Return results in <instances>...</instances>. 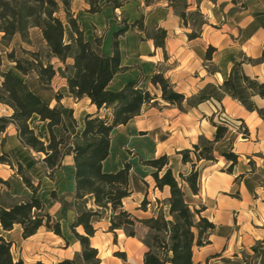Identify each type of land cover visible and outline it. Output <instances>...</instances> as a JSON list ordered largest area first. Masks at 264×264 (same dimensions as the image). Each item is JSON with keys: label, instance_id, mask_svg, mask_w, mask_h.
<instances>
[{"label": "crops", "instance_id": "crops-1", "mask_svg": "<svg viewBox=\"0 0 264 264\" xmlns=\"http://www.w3.org/2000/svg\"><path fill=\"white\" fill-rule=\"evenodd\" d=\"M187 2L188 13L201 16L202 21L198 26H192L189 21L186 25L167 1L155 2L148 6L144 0H129L124 7L117 10H114L111 4H105L101 13L90 14L89 5L85 0H73L72 9L76 13L75 17L79 16L82 21L89 40H94V35H90L89 31L93 25L100 28L104 25L106 27L107 22L111 23L115 15L130 13L137 17L139 11L148 18L147 21L154 22L158 29L164 30L167 34L165 48H161L156 47L155 37L143 36V40L140 41L139 38L140 35H144L143 32L132 30L131 27L119 40L122 67L125 70L117 74L109 86L112 91H120L128 81L143 76L147 78V84H149L147 89L152 91L153 88L157 92L158 97L152 103L145 105L140 115L126 126L115 129V131L125 129L127 137L139 134V142L144 139L151 140L150 148L143 146L144 153L140 154L142 157L155 159L167 155L175 175L179 174L182 169L188 172L191 170V165L183 164L182 155L179 152L192 149L201 137L208 140L214 139L216 127L211 124V118L217 123L221 121L228 123V136L216 143L214 148L217 161H201L198 164L199 193L194 194L185 185L186 200L191 208H202V215L216 225L211 235L212 243L197 248L198 252L204 256L196 262L225 264V259H231L235 255L240 256L243 251H252V247L264 241V118L258 113V109L264 110V96L247 88L243 80L246 76L260 84L264 83V0H187ZM193 32H196L198 37L190 39L189 35ZM35 38L40 39L41 45L47 49V43L38 28L30 30L31 44L24 43L19 35L15 36L13 41L19 39L24 49L27 46L29 51H36ZM112 40V34L109 32L102 46H97L96 50L102 55H111ZM210 48H213V51L208 59L207 53ZM54 59L63 65L58 58ZM72 63L73 60L67 62L68 65ZM155 74H163L174 90L184 94L187 100L200 95L210 96V100L195 107L185 102L184 107L187 109L181 111L178 107L162 100L160 88L159 91L150 83V78ZM229 78H232L235 84L236 97H232L223 89ZM67 91L69 93L68 86ZM69 95L72 97L70 93ZM76 101L87 102L85 115L97 111V107L92 105L88 98ZM11 114H13L12 110ZM38 119L40 121L39 117ZM40 123L47 126V122L40 121ZM240 125L243 126L244 131L247 130V136L239 131ZM10 127L15 131L14 139L22 145L16 127L10 125L8 129ZM31 127L34 128L32 125ZM34 130L36 132L35 128ZM114 142L112 139L111 154L104 162V168L108 172H114L115 168L118 170L120 168L119 161L115 162L112 159ZM219 145L220 157L217 156L216 151ZM226 145H230L229 149L239 156V162L232 173L227 172L230 162L221 154ZM120 161L123 166V162L127 160L123 158ZM67 162L72 179L70 190L66 194L53 188L51 194L55 191L58 198L67 195L76 205L83 204L84 208L86 201L75 200L74 158L71 151L66 153L61 168L55 173L54 180L47 176L43 166L44 174L46 179L55 185L58 175ZM129 163L133 165L130 171V184H133L135 179L133 170L136 165L132 159ZM29 174L34 179L36 178L33 172ZM141 178L147 183L149 189L141 188L134 181L139 188L140 201L146 196L150 200L151 195L161 199L159 194H164L165 200L170 197V189L168 187L163 191L157 189L152 176L148 175L146 178L141 176ZM149 179H152L153 183ZM134 195L132 193L127 199L133 198ZM41 198L47 200L42 195ZM87 206L93 208L91 199L88 200ZM135 207L140 206L135 204ZM166 209L168 211V207ZM137 212L153 216L156 210L138 209ZM72 213V220H69V217L65 219L66 222L69 220L68 227L80 211L76 210ZM52 217L57 219L53 215ZM57 221L61 223V220L57 219ZM103 222L108 228V218L96 221L97 232L91 238L92 247L99 251L100 264H133L130 256L126 254L125 260L115 257L112 263L110 261L106 263L100 256L104 239L107 240V245L114 244L113 233H102L108 230L102 229ZM61 227L63 237L43 227L34 236L24 239L20 226H16L11 231H5L0 225V236L13 243L11 250L15 261L22 259L26 264H36L38 261L45 264H56L63 259H75L78 264H85L79 258L82 252L79 241L74 242L73 253L65 255L71 247H65L63 243L64 241L69 243L71 239L64 232L62 225ZM118 237V245L114 244L116 247L120 246L123 237L126 240V246L133 244L144 246L137 238L127 237L122 231ZM216 254L220 256L211 258ZM42 258H52L54 262L47 263ZM140 259L143 264V254Z\"/></svg>", "mask_w": 264, "mask_h": 264}, {"label": "trees", "instance_id": "trees-1", "mask_svg": "<svg viewBox=\"0 0 264 264\" xmlns=\"http://www.w3.org/2000/svg\"><path fill=\"white\" fill-rule=\"evenodd\" d=\"M129 0H85L89 5L90 14L101 13L105 4H111L114 10L124 7ZM146 5L159 1H167L177 15L188 24L187 0H144ZM235 1V0H234ZM73 0H0V34L1 43L10 45L14 37L19 35L24 43L31 44L30 30L38 28L47 43L49 54L58 58L65 66L60 69L67 81L69 93L76 100L90 99L91 104L97 107L95 113H87L84 117L81 138L69 145V127L66 123L62 106H51L30 86L17 78L11 72H2L0 103L9 106L13 114L9 117H0V135L5 133L10 125H14L18 138L25 148L39 154H44V168L47 176L55 179V173L61 168L67 149L71 146L74 158L75 200L84 202L83 210L70 223L69 228L82 246L79 256L85 264H100L99 251L92 247L91 238L96 235L95 222L108 215L109 232L114 234L117 243L118 232L122 231L127 237L139 238L147 250L143 256V264H199L194 259L196 248L211 244V235L216 225L202 215L201 209H192L186 200L184 186H188L194 193L200 191V172L198 164L201 161L216 162L214 148L216 143L225 139L229 134L226 121L221 123L210 119L216 127L213 140H201L193 145L192 149H184L182 155L184 165H191L188 172H180L179 179L170 167V158L167 155L144 162L153 169L151 173L156 188L163 191L170 189V197L157 203L168 207L167 214L162 209L147 219H138L124 209V201L132 195L130 189L131 164L126 163L123 169L108 172L104 162L111 154L112 136L120 126H126L132 119L141 114L143 107L152 103L157 97L146 88L143 76L130 80L120 91L109 89L117 74L125 70L122 67L120 38L132 27L125 25L113 35L112 54L102 55L97 46H102L103 39L89 40L86 31L72 11ZM64 14L65 20L60 15ZM141 24L140 20L133 26ZM161 36L155 37L156 47L165 48L166 32L160 30ZM69 36V40L67 39ZM198 37L196 32L189 35L190 39ZM210 48L207 58L210 59ZM26 53L30 59H14L15 69L22 75L35 73L40 88L50 90L58 69L50 62L40 57V52ZM11 58H13L11 56ZM68 60H73L68 65ZM247 88L264 96V83L251 80L244 76ZM150 83L159 87L162 100L185 111L184 103L191 107L210 100V96L200 95L186 99L184 94L174 90L171 83L163 74H155ZM223 89L232 97H236V87L232 78H229ZM62 96H57L61 101ZM103 111L105 113L103 114ZM264 118V110L258 109ZM38 116L40 121L47 122L50 141L46 144L37 135L30 121ZM60 132L57 133L56 129ZM245 130L244 136H247ZM6 155V154H5ZM222 156L230 162L227 172L232 173L239 162V156L232 151H224ZM0 163L9 164L10 160L0 157ZM18 175L30 194L15 203H7L4 193L0 190V225L3 230L11 231L16 226L22 228L24 239H28L45 227L48 231L63 237L60 221L55 220L50 213V200H57V194L52 192L51 198L43 200L40 195L41 182H36L29 175L24 166L18 162ZM2 184L9 185L2 181ZM92 200L93 208H88V200ZM53 201V200H52ZM147 196L142 202L141 209L147 210L149 204ZM145 226L148 233L140 238L137 229ZM84 230V234L78 232ZM12 242L0 236V264H26L22 259L14 260ZM264 241L252 247L253 253L264 258ZM126 259V255H117ZM238 258V255H235ZM244 256L238 264H253ZM253 259H255L253 257ZM36 264H45L38 261ZM56 264H78L75 259H63ZM264 264V262H263Z\"/></svg>", "mask_w": 264, "mask_h": 264}, {"label": "rangeland", "instance_id": "rangeland-1", "mask_svg": "<svg viewBox=\"0 0 264 264\" xmlns=\"http://www.w3.org/2000/svg\"><path fill=\"white\" fill-rule=\"evenodd\" d=\"M139 12L140 13L137 15V17H134L130 13H122L119 15H115L111 23L107 22L106 27H104L105 26L104 25L102 28H100V27L93 25L89 30L90 35H94V39L102 38L104 40L106 35L109 32H111L112 37H113V35L118 30L122 29L125 25H127L130 27L132 26L131 28L132 30L135 29L137 31L143 32L144 35H140V38H139L140 41L143 40V36H146L149 38L150 37H160L161 29H158L154 22L147 21L148 18L142 15L141 11ZM73 14L75 17L76 13H74V11H73ZM60 17L63 20H65L63 13L60 15ZM102 17H104V15ZM75 18H78L82 24V21L80 20L79 16ZM97 18H100V17H97ZM137 20H140L141 24H138V26H133V23ZM188 21L191 23L192 26H198V24H200L202 20H201L200 15L194 14L188 17ZM1 38L2 36L0 35V87L3 81L1 77L2 72H11L17 78L26 82L33 91L39 94L51 106L54 107V106L61 105L63 108V113H64L66 123L69 127V136H70L69 145L72 146L74 142H76L78 139L81 138V134H82L81 128L83 126L84 117H85V113L87 109V102L84 101V102L79 103L76 101V99H72V97L69 95L67 91V86H66L67 81H65V78L60 72V69L61 68L63 69L65 66L61 65L58 61H56L49 54L48 49L44 48V46L41 45L40 39L35 38V44H36L35 50L36 51H29L27 49V46H25L26 49L22 47L19 39H15V41H12L10 45L6 46L1 43ZM69 38L70 37L67 36L68 40ZM26 51L40 52V57H42L44 61H50L58 69L59 74L55 78L54 82L52 83V87L50 90H43L40 88V85L38 83V78L35 73H30L28 75H22L15 69L16 64L14 62V59H30V56L26 53ZM11 56L13 58H11ZM144 85L146 86V88L149 85L147 84V80L144 82ZM151 90H152L151 91L152 95L158 97L157 92L153 88ZM157 90H159V87H157ZM0 92H1V89H0ZM58 95L62 96L60 102L57 101ZM186 109L187 108H185V110ZM11 110L12 109L9 106L0 103V117L11 116L12 115V114L10 115ZM104 113L105 111H103V114ZM30 124L36 129V133L38 137H40L42 140L45 141L46 144H48L50 141V137L48 134V129H47L46 124L42 125L38 117H34L31 120ZM239 129L241 133H245L242 125H240ZM56 131L59 134L60 129L57 128ZM14 134H15L14 129L10 127L7 133L0 135V157L4 156L6 160H10L13 164V167H11L9 164L0 163V190L4 193V200L7 203L11 204V203L17 202L21 198L27 197L28 194H30V191L26 188L20 176L18 175V168H19L18 162L20 163L22 162L24 164L23 165L21 163L24 166L28 174L33 172V174L36 176L35 178L36 182H39V179L42 178V180L40 179L42 181V187H41L40 194L43 196V198L49 200L51 198V190L53 188L59 189L60 193L65 192L67 194L70 190L71 181H72L71 176H70V169H69L68 162L64 165L62 172L58 175L57 183L53 185L51 182H49L48 179H46V176L43 171V166H44L43 159L45 158V155L36 153L33 150L31 151L30 149H25L23 145H21L16 139H14ZM138 135L139 134H135L132 137H127V131L122 128L115 131L112 136V139H114L115 141L114 148L112 151V159L115 162L119 161V166H120L119 170L123 169L125 167V164L129 163L131 159L135 163L136 165L134 168L135 170H133L135 179L133 180V184H130V189L132 193H134L135 195L133 198L126 199L124 201V209L130 212L134 217L138 219H147L152 216H150V214H143L142 212H137L138 209L142 210L141 206L144 200L143 199L142 201H140L139 192H138L139 188L137 185H139L143 189H146V188L149 189V186L141 178V176L145 178L148 177V175L152 176L151 173L149 174L148 172H153V169L150 166L146 165L144 162H147L153 159L148 158L147 156L142 157V155L140 154L144 153L143 146L149 147L150 145L149 143H152V142L150 139L149 140L144 139V141L139 142ZM201 140H208V139L201 137L199 142ZM71 146L68 147L67 153L70 152ZM229 148H230V145H226L222 149L221 154L224 151H228ZM145 150L147 149L145 148ZM216 151H217V156L220 157V145L218 146ZM123 158L126 159L127 161L123 162V166H122L120 160H123ZM131 166H132L131 169H133L132 164ZM116 171H118V169L115 168L114 172ZM181 172H187V171L182 169ZM176 176L179 179V174H176ZM3 180L5 182H8L9 185L2 184ZM149 180L153 183L154 179L153 180L149 179ZM43 181H44V184H43ZM134 181L137 183V185L136 183H134ZM184 190H185V186H184ZM159 197L161 198L159 199L160 201L165 200L164 194H159ZM154 198H156V200ZM52 200H50V204H49L50 212L52 213L54 217L61 220V225L63 226L64 232L71 239L69 243L66 241H64L63 243L65 247H71V249L68 252H65V255H68V254L71 255L73 253L72 251H74V248H73L74 242L78 240L75 238L74 234L69 229L68 221L72 220V216H73L72 212H75L76 210H79L81 212L83 210V204L76 205L74 202H72L70 197H68L67 195L61 196L60 198H58L57 201L54 199ZM157 200H158L157 197H154L153 195H151L150 200H149L150 203L147 204L146 209L147 210L155 209L156 212H159V209H162L167 214L168 211L166 207L164 208V205L158 204ZM135 204H139L140 207L136 208ZM188 204L190 205V203ZM192 209H196V208H192ZM67 217H69V220H67L66 222L65 219H68ZM104 218H108V215L105 214ZM101 226H102V229H109V226L107 228V225L104 222L101 224ZM137 231H138L140 238H145L148 233L147 228L142 225L139 226ZM78 232L81 234H84V230L82 228L79 229ZM107 232H109V230H107L106 232H102V233H107ZM102 233H100V235L104 237ZM119 234H121L120 231L118 232V236ZM137 239L141 241L139 238ZM113 241H114V244H116L114 238H113ZM103 243H104V246L101 250L100 256L104 259L106 263H108L109 261L110 263H112L115 257L119 258V256H117L118 254L119 255L126 254L127 256H130V260L132 261L133 264H141L140 258L142 254L144 256V253L147 250L146 246L145 245L143 246L141 244H133V245L126 246V240L124 239V237L121 238L120 246H117V247L114 246L113 243H110L107 245L106 244L107 240L105 239L103 240ZM117 245H118V240H117ZM260 252L263 253L264 249H260ZM246 255L251 256L249 257L248 260L253 264H263L264 262V258L261 257V254L257 258L256 255L253 253V251H249V252L243 251L241 252V255L238 256V258H235L234 256H232L231 259H225L224 263L225 264H238L239 262L243 260L244 256ZM203 256L204 255L200 254L198 252V249L196 248L195 253H194L195 261H197V259L199 258H202ZM219 256L220 254H216L212 256L211 258H217ZM253 257L255 259H253ZM42 260H44L47 263L54 262V259L52 258H42Z\"/></svg>", "mask_w": 264, "mask_h": 264}]
</instances>
